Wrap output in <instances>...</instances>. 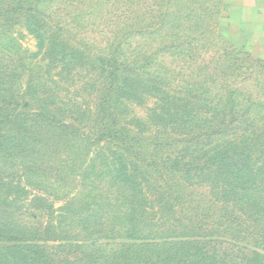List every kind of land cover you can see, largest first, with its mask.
<instances>
[{
  "label": "trees",
  "instance_id": "obj_1",
  "mask_svg": "<svg viewBox=\"0 0 264 264\" xmlns=\"http://www.w3.org/2000/svg\"><path fill=\"white\" fill-rule=\"evenodd\" d=\"M43 2L0 13L27 21L40 57L19 75L0 63V160L20 161L0 170V264H264L261 112L92 46ZM33 175L79 177L78 193L53 216L57 190Z\"/></svg>",
  "mask_w": 264,
  "mask_h": 264
},
{
  "label": "rangeland",
  "instance_id": "obj_2",
  "mask_svg": "<svg viewBox=\"0 0 264 264\" xmlns=\"http://www.w3.org/2000/svg\"><path fill=\"white\" fill-rule=\"evenodd\" d=\"M13 1L2 0L0 13H12ZM23 1L30 4L41 0ZM43 1L38 9L58 13L68 29H86L92 46L109 50L119 45L125 47L130 60L151 63L150 73L172 78L173 85L186 87L195 94H210L218 104L259 110L264 116V32L250 31L246 37L231 33L228 0ZM0 25L9 30L0 35V63L19 75L20 58H29L25 63L40 58L32 57L38 41L31 35L25 19L0 21ZM148 103L130 106L144 116V106ZM87 106L91 108L94 104L89 102ZM19 162L14 157L0 160V170L15 171ZM32 179L34 185L30 187L45 183L42 187L57 190L54 197H49L53 216L64 199L78 193L75 186L79 177H71L70 182L61 186L52 180L46 183L36 175ZM71 229L80 234V230Z\"/></svg>",
  "mask_w": 264,
  "mask_h": 264
},
{
  "label": "crops",
  "instance_id": "obj_3",
  "mask_svg": "<svg viewBox=\"0 0 264 264\" xmlns=\"http://www.w3.org/2000/svg\"><path fill=\"white\" fill-rule=\"evenodd\" d=\"M229 31L235 36L264 32V0H228Z\"/></svg>",
  "mask_w": 264,
  "mask_h": 264
}]
</instances>
